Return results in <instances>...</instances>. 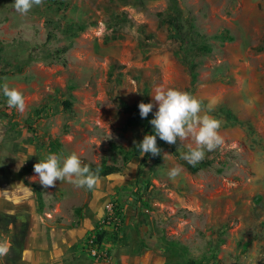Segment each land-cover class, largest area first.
Masks as SVG:
<instances>
[{"label":"rangeland","instance_id":"374dc122","mask_svg":"<svg viewBox=\"0 0 264 264\" xmlns=\"http://www.w3.org/2000/svg\"><path fill=\"white\" fill-rule=\"evenodd\" d=\"M178 4L184 28L189 18L202 36L197 41L210 47L193 57L197 80L192 87L203 111L216 101L209 114L221 121L223 143L206 152L208 166L192 173L167 151L158 163L141 157L126 163L108 147L111 141L140 142L147 134L127 124L129 114L119 101L134 104L146 85L156 110V88L189 87V75L161 21L168 0H42L23 15L13 0H0V85L20 90L26 104L21 113L0 94V153L9 156L6 165L17 168L14 175L28 179L27 186L32 178L43 189V203L55 215L51 219L53 211L44 214L47 209L41 207L39 212L53 224L76 227L82 213L89 215L86 205H101L93 218L95 233L88 237L105 231L101 244L111 257L91 258L95 262H114L111 247L128 246L119 241L126 233L133 248L165 256V245L175 241L190 257L205 255V264H264V0ZM123 14L132 25H119ZM141 24L143 33L137 29ZM144 33L158 43L146 54L140 46ZM218 105L254 131L227 123ZM189 144L194 146L191 139L171 146L186 152ZM49 153H76L91 163L105 159L121 171L99 177L92 190L65 181L43 188L33 166ZM177 165L182 172L170 180L167 173ZM22 236L16 234L11 243L13 264L20 260ZM5 259L7 254L0 256V264Z\"/></svg>","mask_w":264,"mask_h":264},{"label":"clouds","instance_id":"9594fccd","mask_svg":"<svg viewBox=\"0 0 264 264\" xmlns=\"http://www.w3.org/2000/svg\"><path fill=\"white\" fill-rule=\"evenodd\" d=\"M41 3L42 0H13L14 9L21 15ZM0 94L5 98V103L9 108L24 112L25 98L20 90L2 84L0 85ZM152 97L155 101L156 111L153 112V118L149 123L153 131L152 134L144 135L136 145L140 156L145 154L160 155L161 149L157 146V138L169 145H175L177 140L191 139L194 146L189 144L187 151L180 154V159L195 167L205 158L206 152L217 149L223 143V137L219 132L221 121L209 114L214 110L216 103L214 99L208 102L207 111H203V101L188 91L158 87ZM153 107L152 102L139 103L140 117L142 119L148 117ZM33 172L34 177L38 179L43 188H51L57 181H65L77 188L92 190L99 179L89 165L83 163L76 153L64 157L56 153H49L34 164ZM181 172V165L173 166L169 169L167 176L170 180H174ZM10 246V241L0 239V256H5L9 252Z\"/></svg>","mask_w":264,"mask_h":264},{"label":"crops","instance_id":"0c3cea01","mask_svg":"<svg viewBox=\"0 0 264 264\" xmlns=\"http://www.w3.org/2000/svg\"><path fill=\"white\" fill-rule=\"evenodd\" d=\"M0 132L3 133L2 127H0ZM1 145L2 142H0ZM6 156L8 155H5L1 150L0 239L10 241L11 245L16 242L15 235L22 233L23 242L19 243L21 252L18 264H164L166 257L162 251L135 249L130 243L132 240L128 238L125 241L128 246L116 243L111 247L114 262L93 261L87 254L86 241L91 230L95 233L93 227L96 222L93 221V218L99 213L101 205H86L89 215L82 213L83 218L80 219V224L76 227H69L64 221L59 226L58 223L53 224L51 219L54 218L55 209L44 205L43 189L32 178L27 186L25 180L28 181V179H22L18 174L14 175L17 168H12L13 165L8 166L4 163ZM28 171L30 172V169ZM35 187L41 191L42 205H39ZM26 205H32V207L27 208ZM36 205L38 211H36ZM39 207L47 209L43 211L44 214L53 211L50 215L51 219L42 218ZM72 221L76 222L77 219H72ZM132 238L135 239L134 236ZM11 250L12 246L7 253L6 264H13L12 259H16L12 258Z\"/></svg>","mask_w":264,"mask_h":264},{"label":"trees","instance_id":"16d2710c","mask_svg":"<svg viewBox=\"0 0 264 264\" xmlns=\"http://www.w3.org/2000/svg\"><path fill=\"white\" fill-rule=\"evenodd\" d=\"M165 12H167V15L161 19V21L166 24L167 29V36L170 40V43L174 45V51L179 56V59L183 66L185 67V70L187 71L190 81H189V87L186 89V91L192 93V87L194 86L196 80H197V62L193 60V57L196 53H207L210 51V47L203 43L198 42L196 39V36L202 37L200 33H198L196 30L193 29L192 24L189 22V18H187V21L189 23V27L185 29L184 24L186 21V18H183V11L180 8L178 4V0H168V5L166 7ZM119 25H132L129 19L123 14L119 16ZM108 26L110 25L107 24ZM138 31H141L143 33L145 26L143 24L137 25ZM141 48L144 50V53L146 54L154 47L158 46V43L156 40L152 38L151 33H144L143 40L140 44ZM113 66L109 68L108 76H111ZM144 102L149 103L148 100V87L144 85L141 89V94L138 98V100L132 104L128 105L124 103L123 101H119V106L129 114V118L127 119V124L131 127H139L141 128L142 132L147 134H152V126L150 125L149 121L153 118V112H155V108L153 107L152 112L148 114V117L141 118L139 115V108L138 104ZM65 106H70V103L66 102ZM217 109L221 114H224L225 120L229 124H244L246 125L247 129L250 133L254 131L252 125L249 122L239 120L230 110L226 109L225 107L218 105ZM139 142H133L129 145H123L116 142H109V150L123 158L124 162H128L130 159L139 158L141 157V160H144L145 158L149 159L153 163H158L163 159V151L169 152L172 156H174L176 159H178L180 162H182L187 169L192 172H198L203 167H206L210 164L209 160L203 159L201 162H199L195 167L187 164L186 161L180 159V154L182 152L177 151L174 147L171 145H168L166 142L161 141L159 138H157V146L161 149L160 155L152 156L151 154H145L144 156H140V152L138 150V147L136 146ZM83 163L88 164L90 169L96 173L98 177H106L112 174H116L121 171V168L115 164H108L106 163L105 159H102L99 163H91L83 161ZM147 188L146 186L144 189ZM37 189V194L39 198V205H42L41 202V191L38 187H35ZM255 200L260 201L261 197H257ZM106 235V232L97 233L95 237V241L97 243H102L104 237ZM128 235L124 233L121 238H119V241L126 240V237ZM218 244V243H217ZM209 250L213 253L214 246L209 242L208 244ZM166 250V259L164 264H205L207 261V257L205 255H201L200 257H190L187 254L186 248L178 247L177 243L175 241H169L165 245ZM109 251V250H108ZM111 254V252L109 251Z\"/></svg>","mask_w":264,"mask_h":264},{"label":"built area","instance_id":"2783aa9c","mask_svg":"<svg viewBox=\"0 0 264 264\" xmlns=\"http://www.w3.org/2000/svg\"><path fill=\"white\" fill-rule=\"evenodd\" d=\"M105 208L112 213L113 205H106ZM96 235L93 234L91 235L87 241H86V246H87V252L90 255L91 258L97 260V261H102L106 260L108 261L111 257L109 251L105 249L101 243H97L95 241Z\"/></svg>","mask_w":264,"mask_h":264}]
</instances>
